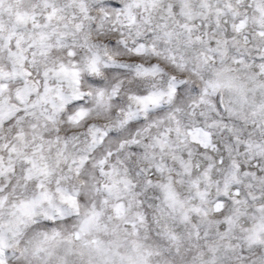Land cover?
I'll list each match as a JSON object with an SVG mask.
<instances>
[{
	"label": "clouds",
	"instance_id": "9594fccd",
	"mask_svg": "<svg viewBox=\"0 0 264 264\" xmlns=\"http://www.w3.org/2000/svg\"><path fill=\"white\" fill-rule=\"evenodd\" d=\"M0 264H264V0H0Z\"/></svg>",
	"mask_w": 264,
	"mask_h": 264
}]
</instances>
